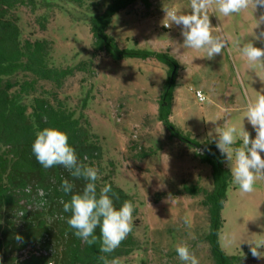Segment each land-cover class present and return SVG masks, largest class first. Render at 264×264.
<instances>
[{
	"label": "rangeland",
	"instance_id": "rangeland-1",
	"mask_svg": "<svg viewBox=\"0 0 264 264\" xmlns=\"http://www.w3.org/2000/svg\"><path fill=\"white\" fill-rule=\"evenodd\" d=\"M111 1L63 0L50 7L41 4L34 13L17 10L22 41L52 43V67L87 65L86 71L77 72L62 88L41 82L36 96L47 97L55 106L63 103L76 117L84 112L90 132L103 149L99 180H112L133 197L139 250L119 259L120 264H183L175 250L181 243L190 247L199 264H214L206 240L209 215L202 205L204 197L187 190H211V167L197 158L195 149L172 138L158 119L169 68L154 59L114 61L106 53L94 54L90 18ZM165 7L185 14L191 11L190 0H137L112 18L108 33L122 48L169 52L177 60L171 121L185 135L201 143L215 141L218 130L235 125L243 126L254 139L255 130L244 115L247 101L259 92L264 94V67L250 66L241 47L252 42L264 48V42L255 39L264 31V24L255 27L264 8H248L228 17L210 10L211 26L219 27L229 39L222 54L209 60L203 50L181 47V26H163ZM197 91L204 93L205 102L198 100ZM85 98L87 106L82 109ZM32 99L26 102L31 104ZM240 146L238 137L233 147ZM224 164L231 172L226 158ZM222 216L220 247L227 255L247 256L251 253L247 241L264 239V180H258L251 193H242L233 184Z\"/></svg>",
	"mask_w": 264,
	"mask_h": 264
},
{
	"label": "trees",
	"instance_id": "trees-1",
	"mask_svg": "<svg viewBox=\"0 0 264 264\" xmlns=\"http://www.w3.org/2000/svg\"><path fill=\"white\" fill-rule=\"evenodd\" d=\"M54 1L63 0H0V264H102L98 259L102 255L99 243L89 246L74 235V230L66 222L70 213H65L59 202L61 199L70 200V195L59 190L63 179L74 183V193L82 192L86 182L71 177L62 166L45 170L32 153L36 132L51 127L68 135L70 145L85 165L99 171L103 157V149L90 132L83 111L76 117L75 112L63 103L55 106L47 97L36 96L41 82L62 88L66 80L77 72L86 71L87 67L85 62L75 67H52L49 64L50 41H22L17 10L27 8L34 13L41 4L50 7ZM72 1L82 4L86 0ZM136 1L112 0L102 13L91 16L94 54L106 53L114 61L154 59L169 68L159 100L158 119L172 138L195 149L197 158L211 167V190L198 187L187 190L193 196L204 197L202 205L209 215L206 240L214 264H264V259L254 258L251 253L230 256L220 247L219 238L225 223L222 211L228 190L234 183L224 164L226 157L217 149L215 141L198 142L171 121L179 70L177 60L169 52L122 48L108 33L112 18ZM29 97L33 98L31 104L26 102ZM86 106L87 98L82 101V109ZM96 183L98 192L105 184L112 186L119 197L114 199L116 208L125 200L134 203L133 197L112 180L105 183L98 180ZM28 186H31V192L25 191ZM38 188L44 190L43 199L48 201L43 208L38 207L41 200ZM134 229L135 225L109 259L128 257L139 250ZM95 234L99 236V228ZM18 236L21 239L18 240ZM26 251L29 255L24 257Z\"/></svg>",
	"mask_w": 264,
	"mask_h": 264
},
{
	"label": "clouds",
	"instance_id": "clouds-1",
	"mask_svg": "<svg viewBox=\"0 0 264 264\" xmlns=\"http://www.w3.org/2000/svg\"><path fill=\"white\" fill-rule=\"evenodd\" d=\"M252 8H264V0H190V13H181L176 7H165L166 13L163 26L172 27L173 24L182 27L181 35L183 44L181 47L196 51L203 50L205 58L211 60L222 54L228 45V39L221 29L211 26L209 12L218 11L224 17L239 14ZM255 27L264 24V15L255 20ZM215 33V34H214ZM255 39L264 42V31L255 36ZM241 54L250 66L260 65L264 67V48L256 47L252 42L244 43ZM200 95L203 100L204 96ZM255 130V138H250V133L243 126L238 129L235 125H228L218 130V139H215L217 149L226 157L231 170L234 184L238 185L242 193L254 191V184L258 180H264V94L260 92L254 100L249 99L246 104L244 118ZM242 140V146L233 147L237 138ZM32 153L37 162L45 169L56 166L65 168L75 179H83L86 183L80 193H74V183L63 179L60 191L70 195V200L61 199L63 211L70 213L67 224L74 230V235L92 246L99 243L98 257L102 264H120L118 258L109 259V256L120 247L121 243L132 232L134 227V204L125 200L119 208L114 205V199H119L113 192L110 184H105L97 191V181L100 179L97 168L82 163L75 148L70 145L68 135L57 129L46 127L37 131L32 144ZM31 192V186L25 189ZM41 200L38 207L43 208L48 201L43 199L45 192L37 189ZM60 219H65L60 216ZM99 228V236L96 229ZM17 239H21L19 236ZM251 255L257 259H264V239L259 241H247ZM176 253L183 264H199L195 253L187 244L176 246Z\"/></svg>",
	"mask_w": 264,
	"mask_h": 264
},
{
	"label": "built area",
	"instance_id": "built-area-1",
	"mask_svg": "<svg viewBox=\"0 0 264 264\" xmlns=\"http://www.w3.org/2000/svg\"><path fill=\"white\" fill-rule=\"evenodd\" d=\"M198 94H202V95L204 96V99L201 100V99H200V95H198ZM196 97L198 98V100H199L200 102H205V101H206V97H205L204 93L201 92V91H197V92H196Z\"/></svg>",
	"mask_w": 264,
	"mask_h": 264
}]
</instances>
